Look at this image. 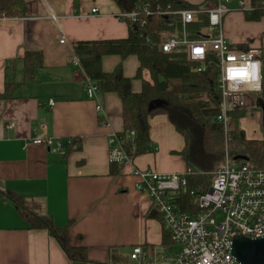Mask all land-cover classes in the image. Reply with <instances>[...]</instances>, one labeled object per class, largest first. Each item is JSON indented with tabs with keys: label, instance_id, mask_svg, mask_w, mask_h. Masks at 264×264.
<instances>
[{
	"label": "crops",
	"instance_id": "0c3cea01",
	"mask_svg": "<svg viewBox=\"0 0 264 264\" xmlns=\"http://www.w3.org/2000/svg\"><path fill=\"white\" fill-rule=\"evenodd\" d=\"M24 1L30 4L25 17H0V93L6 82L17 85L10 99H0V189L22 197L32 212L51 215L57 226L67 225L70 244L86 247L88 264L124 261L136 244L162 246L161 220L150 197L136 190L133 171L185 172L177 154L184 146L183 137L167 115L150 117V150L119 164L118 172L112 173L109 130L100 121L105 116L112 130L121 131V100L115 92L99 90L104 113L96 112L94 101L73 75L74 43L128 36L130 27L119 17L120 8L113 0ZM50 14L57 19L47 18ZM222 27L232 47L263 51L264 17L246 21L242 11L233 10L224 16ZM62 38L64 43L59 42ZM27 52H39L42 58L30 80L22 62ZM118 65L125 77L132 78V91L139 92L136 55H104L100 60L104 72ZM254 118L260 131L246 137L262 139L261 111ZM36 136L50 137L52 147L57 141L61 146L54 150L34 144ZM67 139H76L78 148L71 149ZM0 264L75 263L53 237L30 228L18 208L0 197Z\"/></svg>",
	"mask_w": 264,
	"mask_h": 264
},
{
	"label": "trees",
	"instance_id": "16d2710c",
	"mask_svg": "<svg viewBox=\"0 0 264 264\" xmlns=\"http://www.w3.org/2000/svg\"><path fill=\"white\" fill-rule=\"evenodd\" d=\"M121 11L128 12L139 2L150 1L160 10L201 9L198 19L186 25L188 38H201L216 34L208 22L207 9L215 6V0H203L199 4L184 0H113ZM251 10L245 11L246 21H259L264 17V0H249ZM30 4L24 0H0V17H25ZM173 26H167L165 19L154 14L147 24L130 28L124 39L103 41H79L74 43V53L87 76L96 82L100 92H115L122 103L123 128L118 136L128 156L132 159L150 150L149 118L158 114L167 115L170 123L183 137L184 146L177 152L185 166L186 189L179 193L182 208L190 213L197 209V198L211 185L212 172L223 162L225 152L229 156H243L257 167H264V138L250 139L238 126V119L245 110L231 111L235 116L232 127L226 132L217 120L220 113V91L217 88L218 62L211 50L207 51L204 69H196L201 62L190 61L186 48L178 46L170 53H162L160 45L168 36H181L179 16L172 18ZM241 46H238V48ZM117 54L122 58L136 55L139 67L134 78L142 81L141 90L132 91V78L122 74L118 65L112 72L101 70L100 60L104 55ZM41 53L27 52L22 58L26 79L41 65ZM17 85L5 83L0 99H10ZM260 93H264V87ZM258 93V101L264 100ZM218 99V101H217ZM161 100L166 104L153 105ZM259 107V106H257ZM244 112V113H243ZM134 131V136L130 132ZM112 173L118 172V163H110ZM0 197L7 198L19 210L30 228L45 230L53 237L67 258L75 264H88L87 249L70 244L68 226H57L51 215H40L29 210L22 197L13 191L0 189ZM160 219V218H159ZM162 243H170L168 233L163 229Z\"/></svg>",
	"mask_w": 264,
	"mask_h": 264
},
{
	"label": "built area",
	"instance_id": "2783aa9c",
	"mask_svg": "<svg viewBox=\"0 0 264 264\" xmlns=\"http://www.w3.org/2000/svg\"><path fill=\"white\" fill-rule=\"evenodd\" d=\"M214 7L206 10L208 22L215 36L188 39L186 25L195 22L201 9L160 10L158 5L152 6L150 1L139 2L128 12L120 10L119 17L132 29L147 24L154 14L165 19L167 26H173L172 18L179 16L181 22L180 39L167 38L161 45L162 53H170L178 46L186 48L190 61L203 62L208 50H211L218 62L217 88L220 91V113L217 120L226 132L230 128L231 111L250 110L258 106L259 92H241L228 94L226 82L223 80V70L230 57H238L241 53H254L253 59L264 62V54L260 49H239L232 47L223 32V18L233 10L250 11L249 0H215ZM47 18L56 20L57 16L50 14ZM64 38L60 43H64ZM201 49L198 53L196 50ZM75 66L74 77L81 83L87 97L94 101L95 110L104 113L103 106L98 100L99 91L96 82L85 73L78 58L72 56ZM205 65L197 68L203 70ZM235 96V98H234ZM53 104V102H50ZM100 124L109 130L107 136L108 161L123 164L132 158L127 155L118 133L112 130L109 120L104 116ZM134 136V131L130 132ZM32 142L47 148L59 150L61 144L57 141L52 147L50 137L36 136ZM71 149H77L76 139H67ZM225 152L223 162L212 172L211 185L208 190L196 200L197 209L190 213L179 204L178 195L186 189V177L183 173L163 174L151 169H134L136 179L134 186L137 191L147 194L159 216L163 229L168 233L170 243L165 246L144 247L133 245L129 258L136 264H204L206 254L211 255L208 264H240L231 254V240L235 235L257 238L264 235V167H257L253 162L236 161ZM237 161V162H238ZM177 247H173V246ZM173 250L166 254L167 248Z\"/></svg>",
	"mask_w": 264,
	"mask_h": 264
},
{
	"label": "clouds",
	"instance_id": "9594fccd",
	"mask_svg": "<svg viewBox=\"0 0 264 264\" xmlns=\"http://www.w3.org/2000/svg\"><path fill=\"white\" fill-rule=\"evenodd\" d=\"M253 55L241 53L238 57L229 58L231 62L224 68L222 76L228 94L259 92L264 87V62L253 59ZM206 257L204 264H208L211 255L206 254Z\"/></svg>",
	"mask_w": 264,
	"mask_h": 264
},
{
	"label": "water",
	"instance_id": "95a60500",
	"mask_svg": "<svg viewBox=\"0 0 264 264\" xmlns=\"http://www.w3.org/2000/svg\"><path fill=\"white\" fill-rule=\"evenodd\" d=\"M165 104L164 101L156 100L150 107ZM258 106L261 108L262 122H264V100H259ZM233 160L247 161L248 159L243 156H236ZM231 254L240 264H264V235L257 238L235 235L231 240Z\"/></svg>",
	"mask_w": 264,
	"mask_h": 264
},
{
	"label": "rangeland",
	"instance_id": "374dc122",
	"mask_svg": "<svg viewBox=\"0 0 264 264\" xmlns=\"http://www.w3.org/2000/svg\"><path fill=\"white\" fill-rule=\"evenodd\" d=\"M186 32L188 33L187 31V28H186ZM215 36V34L213 35ZM188 37V36H187ZM177 39H180L179 36H176ZM188 39H192V38H188ZM194 39H197V38H194ZM263 54H264V49H263ZM262 99H264V93H260L259 94ZM258 96V95H257ZM261 111V108L260 107H255V108H252L250 110H245V113L243 114L244 116H241L239 119H238V126L246 132V135H257L260 131V128L258 127V123L255 121V118L254 116L256 115V113L260 112ZM240 116V115H237V117ZM253 116V118H252ZM235 116H232L230 117L231 118V124H230V128L232 127V124H233V121L235 120V118H237ZM263 125H264V122H263ZM232 159V157H231ZM234 161H232V164H233ZM240 161H236V164H239ZM173 246V245H172ZM173 247H177V246H173ZM173 247L170 246V248H167L165 250L166 254H168L169 252H171L173 250ZM110 264H136V262L132 261L129 257H125V260L122 261V260H115V259H111V262Z\"/></svg>",
	"mask_w": 264,
	"mask_h": 264
},
{
	"label": "snow or ice",
	"instance_id": "6c2138e0",
	"mask_svg": "<svg viewBox=\"0 0 264 264\" xmlns=\"http://www.w3.org/2000/svg\"><path fill=\"white\" fill-rule=\"evenodd\" d=\"M196 51H197L198 53L202 52V50H201V49H197ZM230 59H231V58H230Z\"/></svg>",
	"mask_w": 264,
	"mask_h": 264
}]
</instances>
